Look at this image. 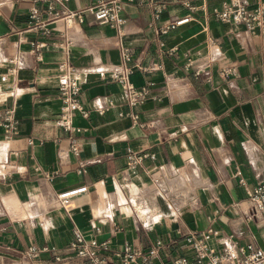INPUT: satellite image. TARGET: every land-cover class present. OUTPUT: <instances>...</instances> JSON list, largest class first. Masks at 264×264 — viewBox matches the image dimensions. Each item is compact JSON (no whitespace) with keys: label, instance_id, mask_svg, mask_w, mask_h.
Segmentation results:
<instances>
[{"label":"crops","instance_id":"1","mask_svg":"<svg viewBox=\"0 0 264 264\" xmlns=\"http://www.w3.org/2000/svg\"><path fill=\"white\" fill-rule=\"evenodd\" d=\"M159 1L160 15L146 3L126 4L123 24L99 23L86 10L94 0L56 1L60 14L83 10V22L68 28L38 0H0V264H83L71 247L76 227L112 251L157 248L148 264L193 254L178 230L214 227L217 249L228 237L264 248V212L253 211L246 192L264 183V32L218 21L220 0ZM125 50L132 83L147 91L137 108L113 75ZM65 62L84 71L90 115L76 113L79 131L58 122ZM109 100L115 107L100 114ZM7 107L20 121L8 139ZM131 150L155 158L128 168ZM174 178L186 181L172 185ZM82 186L69 211L56 205L58 193ZM31 246L41 249L35 259L25 255Z\"/></svg>","mask_w":264,"mask_h":264},{"label":"built area","instance_id":"2","mask_svg":"<svg viewBox=\"0 0 264 264\" xmlns=\"http://www.w3.org/2000/svg\"><path fill=\"white\" fill-rule=\"evenodd\" d=\"M56 1L67 0H38V2L47 5V14L56 18L62 16L65 18L68 28L74 26L75 22H83V10L75 12L54 11ZM167 1V0H164ZM141 2L152 6L156 15L163 11V4L159 0H94V3L87 7L86 10L92 12L99 23L123 24L126 19L123 11L126 4ZM190 6L189 3H187ZM39 9L36 8L32 16H36ZM215 18L222 22L242 23L248 30L258 27L264 32V5L251 6L247 0H220V7L215 10ZM77 20V21H76ZM189 20V17L172 19L159 28L161 33H169L181 23ZM37 23L34 27H39ZM42 26V25H41ZM61 35L66 40V47L69 48L72 40L69 38L68 31H62ZM124 62L113 68L114 78L119 82L122 89L127 95V103L132 108H137L147 100L146 87L135 86L130 75L133 67L126 61L131 58L130 53L125 50L123 53ZM17 58H12L10 62L16 63ZM14 70V69H13ZM197 76L199 72H196ZM6 79V75L2 77ZM59 78V98L61 100V109L58 115L59 124L70 131H79L80 128L75 126L74 118L77 112L84 117H89L90 110L83 101L84 92V71L72 64L62 63L58 73ZM115 107V102L109 100L104 106L99 107V113L103 114ZM120 116L130 115L134 120L138 118L136 112L119 111ZM20 121L16 117L13 107H7L3 111V136L11 138L19 133ZM71 148L77 152L78 145L72 143ZM155 158V154L148 152L129 151L127 155V167L138 168L146 158ZM241 174L240 170L236 171ZM240 182L244 183L241 177ZM87 190V186L74 188L63 191L55 196V203L58 206L69 211L72 208V201L76 194ZM247 199L249 200L254 212H264V183L259 182L253 187L247 188ZM219 230L214 227H208L201 231L189 230L178 233L183 234L186 244L190 247L193 254L191 256L181 255L174 258L168 264H264V248L257 247L252 243L240 244L238 241L228 237L220 249L210 245V240L219 235ZM71 247L75 254L84 260L83 264H116L111 257V252L115 259L121 264H148L149 258L157 252V248L146 252L135 250L130 244H127L123 251H112L108 240L99 241L97 238L87 239L86 234L76 227L74 229V240ZM40 248L31 246L26 250V256L30 259L38 257ZM141 259V261H140Z\"/></svg>","mask_w":264,"mask_h":264},{"label":"rangeland","instance_id":"3","mask_svg":"<svg viewBox=\"0 0 264 264\" xmlns=\"http://www.w3.org/2000/svg\"><path fill=\"white\" fill-rule=\"evenodd\" d=\"M184 181H186V178H174V179L170 180L169 182L172 185L180 186Z\"/></svg>","mask_w":264,"mask_h":264}]
</instances>
